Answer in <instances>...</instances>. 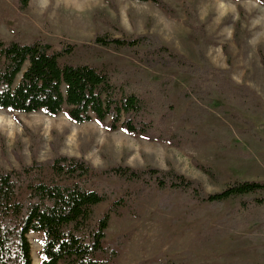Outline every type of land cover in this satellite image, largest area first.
<instances>
[{
  "label": "trees",
  "instance_id": "1",
  "mask_svg": "<svg viewBox=\"0 0 264 264\" xmlns=\"http://www.w3.org/2000/svg\"><path fill=\"white\" fill-rule=\"evenodd\" d=\"M141 1L174 13L164 0ZM257 1L264 5V0ZM17 2L21 10H28L30 0ZM186 24L192 28L190 39L197 46L199 61L164 44L155 33L115 37L100 30L96 34L92 45L130 50L141 64L123 68L62 61L74 52L75 45L56 50L41 39L22 42L0 38V109L41 111L50 116L63 113L76 123L96 121L109 131L121 129L174 146L213 139L221 153L229 151L233 139L241 133L260 137L253 121L244 119L242 112L260 114L264 109L261 95L250 85L238 83L231 69L216 68L211 63L200 41L206 39L207 32L193 8ZM238 32L237 26L236 38ZM226 53L231 62L228 49ZM261 60L264 64L263 54ZM149 68L175 69L194 79L188 87L176 91L174 74L153 78L146 73ZM217 94L225 102L219 109L238 108L239 113L232 118L244 121L246 129L225 124L201 126L211 114ZM175 96L190 101L180 118L194 126L169 129L176 109ZM195 164L212 178L220 174L209 164L197 160ZM154 195L160 196L161 211L179 207L191 218H204L207 210L237 200L236 206L215 224L203 223L199 245L212 244L251 227L264 235V180L237 177L211 192L200 179L173 167L113 162L97 167L84 156L55 152L44 160L22 162L18 168L0 166V264H33L31 232L44 236L41 264H115L130 235L122 233L109 240L113 215L126 209L139 217L143 203ZM257 250L258 260L264 261V245ZM190 259V253L166 255L139 264H189ZM228 264L256 262L235 259Z\"/></svg>",
  "mask_w": 264,
  "mask_h": 264
},
{
  "label": "rangeland",
  "instance_id": "2",
  "mask_svg": "<svg viewBox=\"0 0 264 264\" xmlns=\"http://www.w3.org/2000/svg\"><path fill=\"white\" fill-rule=\"evenodd\" d=\"M164 1L173 8V14L141 0H30L25 11L20 9L17 0H0V38L22 42L41 39L56 50L75 45L74 52L62 61L87 62L99 68H123L140 63L130 50L92 45L96 34L100 30L115 37L155 33L164 44L199 61L197 46L190 39L192 28L186 24L190 8H193L207 32L206 39L200 38V41L211 63L216 68L231 69L234 79L254 88L264 105V64L261 60V54L264 55V5L257 0ZM237 26L238 38L235 37ZM227 49L232 56L231 62ZM146 73L153 78L174 74L176 91L188 87L194 79L175 69L149 68ZM175 102L169 129L194 126L180 118L190 101L175 96ZM224 104L217 94L211 114L201 126L225 124L246 129L244 121L232 118L239 109L225 107L222 112L219 106ZM242 116L253 121L260 137L251 132L241 133L233 139L229 151L221 153L213 139L174 146L133 136L121 129L109 131L96 121L76 123L63 113L50 116L41 111L24 113L0 109V166L18 168L22 162L30 163L33 158L44 160L60 152L84 156L97 167L111 162L136 167H173L200 179L208 191L215 192L237 177L264 180V109L260 114L242 112ZM196 160L215 167L220 174L212 178L197 167ZM159 199V195H154L143 203L139 217L132 216L126 209L113 215L109 240L113 241L122 233L130 235L115 264H139L143 260L166 255L181 257L187 253L191 256L189 264H228L235 259L264 264L258 260L257 250V246L264 245V235L258 234L254 227L239 230L212 244H198L203 223L215 224L236 206L237 200L207 210L204 218H191L179 207L161 211ZM28 236L33 264H41L44 236L40 232H31Z\"/></svg>",
  "mask_w": 264,
  "mask_h": 264
}]
</instances>
